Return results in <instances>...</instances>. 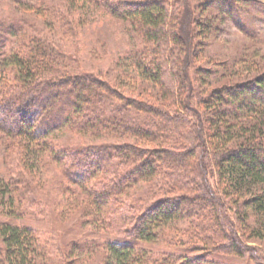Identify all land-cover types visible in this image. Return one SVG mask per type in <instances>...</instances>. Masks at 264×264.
I'll return each mask as SVG.
<instances>
[{
    "label": "trees",
    "instance_id": "1",
    "mask_svg": "<svg viewBox=\"0 0 264 264\" xmlns=\"http://www.w3.org/2000/svg\"><path fill=\"white\" fill-rule=\"evenodd\" d=\"M105 7L140 27L145 41L147 38L153 46L154 57L159 48L168 44L182 48L183 55L174 60V77L170 80L169 61L164 64L153 59L146 63L145 59L142 63L144 72L165 90L166 96H173L172 91L181 83V89H176L179 94L175 95L181 114L173 115L164 109L156 111L145 103L120 97L113 86L99 77L56 79L51 67L54 57L46 51V44L43 47L38 42L26 46L22 55H13V77L0 87V132L28 143L23 154L34 144L47 148L45 140L51 133L70 125L74 117H83L79 131L101 129L114 133L116 130L150 143L158 138L166 140L163 148L150 150L153 157H158L160 168L150 160V154L147 156L146 148L128 145L121 149L118 154L131 165L128 173L112 183L102 182L100 189L91 191V213L107 216L115 208L120 222L134 221L127 234L145 242H154L158 231L174 223L189 222L188 234L192 240L199 241L203 255L191 260L165 255L155 260L150 258L151 254L132 246L111 245L107 264H215L210 257L221 254L244 258L248 250L253 251L243 244L244 237L246 241L264 242V110L261 109L264 75L246 84L215 91L204 101L211 112L203 113L198 105L202 100L195 103L191 74L198 42L195 22L186 17L188 1L177 4L174 17L160 1H121L113 5L106 3ZM221 9L239 17L232 7L222 5ZM67 93L66 100L58 105L60 96ZM156 127H159L158 135L154 132ZM56 146L58 150L50 145L51 154L58 162L68 161L75 171L70 178L77 182L80 181L76 178H81L84 182L80 183L106 173L114 165V155L107 150L108 146ZM136 175L147 180L162 176L166 187L180 194L164 197L140 210L134 203L119 199ZM212 181L220 195L213 189ZM111 199L113 204L109 209ZM230 210H235L233 217ZM0 242V264H39L36 260L40 256L39 242L31 229L0 224ZM260 255L257 252L253 259Z\"/></svg>",
    "mask_w": 264,
    "mask_h": 264
},
{
    "label": "rangeland",
    "instance_id": "2",
    "mask_svg": "<svg viewBox=\"0 0 264 264\" xmlns=\"http://www.w3.org/2000/svg\"><path fill=\"white\" fill-rule=\"evenodd\" d=\"M121 1H160L172 17L181 2L0 0V87L6 79L13 77V55H22L26 46L39 42L43 47L46 44V51L54 57L55 63L51 67L56 79L65 76L99 77L113 86L120 97L145 103L156 111L164 109L173 115L181 114L175 99L181 83L172 91L173 96H166L165 90L144 72L142 63L145 59L146 63L153 59L164 64L169 61L170 80L174 77V60L183 55L182 48L168 44L159 48L154 57L151 54L153 46L149 45L147 38L145 41L140 27L105 7L106 3L113 5ZM187 1L189 12L186 17L195 22L193 27L198 42V55L191 69L195 103L201 99L199 108L208 113L211 110L204 101L209 100L215 91L246 84L264 75V0ZM222 5L232 7L239 17L223 11ZM165 80H168L167 76ZM67 95L60 96L58 105L66 100ZM82 118L74 117L70 125L51 133L45 140L47 148L34 144L26 154H23V147L28 143L13 140L0 132V224L34 232L39 242L40 256L36 259L39 264H107L111 245L132 246L139 252L151 254L150 258L155 260L165 255L190 260L202 256L199 241L192 240L188 234L189 222L174 223L160 233L158 231L159 236L154 242H145L134 240L127 234L134 221L120 222L115 208L113 214L107 216L91 213V191L100 189L102 182L112 183L123 173H128L131 165L128 159L118 154L121 149L128 145L146 148L147 156L150 154V160L160 168L158 157H153L150 150L163 148L167 142L158 138L150 143L124 131H79V126L84 123ZM156 125L160 126V123L156 122ZM155 129V135H158L159 129ZM151 132L153 134V129ZM50 145L56 150V145L61 148L108 146L107 150L114 155V165L109 166L106 173L80 183L84 182L81 178H76L80 182L70 178L75 171L69 162H58L51 154ZM103 160L105 163L106 159ZM165 184L166 179L162 176L147 180L136 175V180L122 191L119 199L132 202L141 210L164 197L179 196L180 193L169 190ZM211 184L220 195L215 183L212 181ZM108 204L111 209L112 199ZM17 209L21 212L16 213ZM234 211L229 212L232 217ZM243 244L253 250H248L244 258L225 254L210 258L215 264H264L262 240L246 241L244 237ZM257 252L261 255L253 259Z\"/></svg>",
    "mask_w": 264,
    "mask_h": 264
}]
</instances>
